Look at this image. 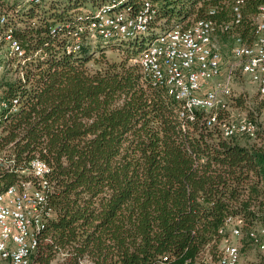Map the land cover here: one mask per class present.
Listing matches in <instances>:
<instances>
[{"label":"trees","instance_id":"obj_1","mask_svg":"<svg viewBox=\"0 0 264 264\" xmlns=\"http://www.w3.org/2000/svg\"><path fill=\"white\" fill-rule=\"evenodd\" d=\"M107 1H120L131 15L150 3L154 16L146 35L82 39L78 50L66 51L72 21ZM232 4L0 0V17L31 57L22 80L12 75L0 82L1 98L17 100L14 110L0 111V155L13 158L10 171L0 169V192L33 180L20 172L33 158L50 169L52 215L29 264H209L228 216L243 221L240 255L251 247L247 230L264 228V119H249L256 125L253 139L223 138L216 125H206L202 111H193L192 121L179 119V103L146 81L134 62L172 25L229 22ZM260 5L264 0H242L233 33L250 39ZM214 34L230 37L217 29ZM105 50L122 56L109 60ZM222 112L218 119L227 118ZM259 259L256 264H264Z\"/></svg>","mask_w":264,"mask_h":264},{"label":"built area","instance_id":"obj_2","mask_svg":"<svg viewBox=\"0 0 264 264\" xmlns=\"http://www.w3.org/2000/svg\"><path fill=\"white\" fill-rule=\"evenodd\" d=\"M21 3H39L43 0H19ZM120 1H107L84 15L77 16L69 29L72 40L66 51L78 50L84 40L97 38L137 40L146 35L154 16V9L147 1L133 15L129 9H120ZM242 0H233L231 20L215 23L200 19L187 26L175 24L157 34L134 60L141 76L153 86L162 88L166 95L179 103V119L193 120V111L207 113L206 125H216L223 138L244 136L253 139L256 125L249 119L221 118L218 113L226 108L224 99L230 93L234 72L247 77L259 97H264V5H260L251 18L250 39L233 33L240 24ZM208 14H214L210 10ZM0 75L7 73L22 80V66L31 59L5 26L0 17ZM67 28V26H66ZM230 33V63L220 79L219 48L213 42L214 31ZM141 36L140 38L138 37ZM70 50V51H71ZM218 79V80H217ZM16 99L1 98L0 111L14 110ZM13 158L0 155V169L10 171ZM21 173L33 180L10 185L0 192V261L8 264H29L37 247V237L42 225L50 219L51 208L47 197L51 186L47 180L50 169L40 159L30 160ZM225 228L218 230L221 240L216 259L209 264H238L240 253L236 241L241 236L243 221L238 216L224 219ZM250 246L264 260V228L256 226L247 230ZM79 264H88L82 260ZM184 264H192L186 262Z\"/></svg>","mask_w":264,"mask_h":264},{"label":"rangeland","instance_id":"obj_3","mask_svg":"<svg viewBox=\"0 0 264 264\" xmlns=\"http://www.w3.org/2000/svg\"><path fill=\"white\" fill-rule=\"evenodd\" d=\"M145 36V35H142ZM140 38L141 36L138 35ZM213 42L219 48L221 59H220V79L223 78L227 71V67L231 61L230 59V48H231V38L230 37H219V35L213 36ZM104 55L109 60L118 59L122 56L120 51L105 50ZM90 67H93L89 63ZM9 75L7 73L0 75V82L7 79ZM218 80V79H217ZM230 93L225 101V111L222 112L224 117L230 119H238L245 117L247 119H254L256 122H260L264 119V106L259 108L260 97L256 94L254 87L249 83L246 76L241 75L238 72H234L231 76L230 81ZM242 143H250V140L246 138L237 139ZM233 243H237L234 239ZM254 249L251 247H244L238 264H256L260 257ZM0 264H8L6 262L0 261ZM52 264H56L52 262Z\"/></svg>","mask_w":264,"mask_h":264}]
</instances>
